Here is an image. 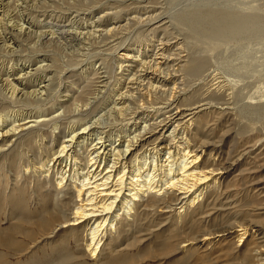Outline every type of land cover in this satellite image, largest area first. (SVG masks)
Returning <instances> with one entry per match:
<instances>
[{"label":"bare ground","instance_id":"bare-ground-1","mask_svg":"<svg viewBox=\"0 0 264 264\" xmlns=\"http://www.w3.org/2000/svg\"><path fill=\"white\" fill-rule=\"evenodd\" d=\"M225 17L217 14L215 20L232 30L222 28L226 35L244 31ZM133 57L127 49L120 53L123 61ZM205 62L196 55L179 68L199 77ZM251 102L245 112L264 110V100ZM9 104L0 106V264H86V257L99 255L93 264H264V198L258 187L264 173L257 171L264 169V132H254L250 119L251 125L247 118L239 122L244 114L223 107L210 112L199 104L188 114L183 108L185 120L180 110L165 116L160 134L145 124L142 135L137 130L132 138L106 144L101 136L80 139V130L70 129L47 156L26 162L18 150L43 135L42 129L27 130L13 146L19 129L34 125L12 118ZM81 143H87L83 151L76 147ZM244 183L254 193L245 192L238 202Z\"/></svg>","mask_w":264,"mask_h":264},{"label":"rangeland","instance_id":"rangeland-1","mask_svg":"<svg viewBox=\"0 0 264 264\" xmlns=\"http://www.w3.org/2000/svg\"><path fill=\"white\" fill-rule=\"evenodd\" d=\"M217 14H227L226 19L237 23L231 27L241 24L245 32L226 35L228 28H220L224 21H216ZM0 24V106L10 103L6 109L15 111L12 118L30 121L25 127L34 125L19 129L13 146L27 130L38 127L44 135L19 148L23 161L47 156L70 129L80 130V139L97 141L101 136L104 144L125 135L132 138L137 130L142 135L145 124L160 134L170 115L180 110L185 116L199 104L207 111L228 108L246 114L238 121L247 118L246 124H255L254 132H264V110H244L247 102L264 100V0H0ZM125 49L134 55L130 62L120 58ZM196 55L204 57L205 71L188 76L179 66ZM217 85L223 86L215 89ZM190 98L197 105L191 106ZM86 145L76 147L83 151ZM244 185L238 202L250 191ZM258 187L264 198V182ZM100 258L86 257L84 262Z\"/></svg>","mask_w":264,"mask_h":264}]
</instances>
